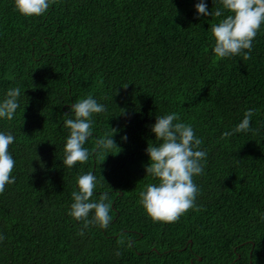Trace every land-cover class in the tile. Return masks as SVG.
I'll return each instance as SVG.
<instances>
[{"label": "trees", "instance_id": "trees-1", "mask_svg": "<svg viewBox=\"0 0 264 264\" xmlns=\"http://www.w3.org/2000/svg\"><path fill=\"white\" fill-rule=\"evenodd\" d=\"M197 2L52 0L25 17L0 0V96L22 93L13 119L0 120L15 136V182L0 192V264H264V24L249 55L218 58L210 26L220 18L197 15ZM88 95L106 110L93 117L89 158L68 168L63 121ZM246 109L248 130L223 135ZM171 112L192 126L206 163L193 177L194 207L154 221L138 196L156 182L144 150L157 142L155 116ZM110 127L118 147L104 158L95 141ZM85 172L99 181L93 198L109 194L107 228L68 215Z\"/></svg>", "mask_w": 264, "mask_h": 264}, {"label": "clouds", "instance_id": "clouds-1", "mask_svg": "<svg viewBox=\"0 0 264 264\" xmlns=\"http://www.w3.org/2000/svg\"><path fill=\"white\" fill-rule=\"evenodd\" d=\"M51 2L52 0H14V7L25 17L41 16L49 9ZM219 2L221 7L214 11L208 10L205 0H198L194 5L197 15H214L220 18L210 26L214 39L212 52L218 58L249 55L257 31L264 24V0ZM21 95L19 86L9 87L4 91L0 96V120L13 119L20 106ZM105 110V105L92 95L70 104L67 113L70 114L69 118L63 121L68 134L64 138L62 162L68 168L89 158V149L84 145L92 135L93 117ZM252 115L253 110L246 109L235 127L222 134L230 136L248 130ZM111 130L95 141L96 150L103 152L104 158L108 153L113 154L111 149L118 147L112 138L117 130ZM150 131L154 133L157 142L148 144L145 148L148 163L144 167L145 175L156 182L143 186L138 193L139 203L154 221L174 222L181 214L194 207L198 186L193 177L203 173L207 153L199 147L201 140L195 135L192 126L183 122L175 112L156 115ZM121 139L126 140V135ZM14 141L15 136L11 131L0 130V192L4 191L7 184L15 182V176L11 175L15 160L8 150ZM76 185L77 188L71 193L72 202L68 215L77 221L83 220L84 227L95 223L101 228H107L112 220L109 214V194L101 192L98 198H93L94 190L99 186L97 177L92 172H85L77 176ZM261 218L264 219V213H261ZM2 239L3 236L0 235V240Z\"/></svg>", "mask_w": 264, "mask_h": 264}]
</instances>
